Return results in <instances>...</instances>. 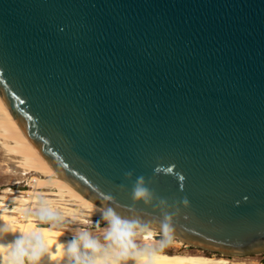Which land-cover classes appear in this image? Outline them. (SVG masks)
Returning a JSON list of instances; mask_svg holds the SVG:
<instances>
[{
	"label": "water",
	"instance_id": "1",
	"mask_svg": "<svg viewBox=\"0 0 264 264\" xmlns=\"http://www.w3.org/2000/svg\"><path fill=\"white\" fill-rule=\"evenodd\" d=\"M0 94L93 201L159 228L143 176L171 234L264 250V0H0Z\"/></svg>",
	"mask_w": 264,
	"mask_h": 264
},
{
	"label": "bare ground",
	"instance_id": "2",
	"mask_svg": "<svg viewBox=\"0 0 264 264\" xmlns=\"http://www.w3.org/2000/svg\"><path fill=\"white\" fill-rule=\"evenodd\" d=\"M0 148L12 161L18 163V166L23 170L22 175L31 174L27 183L28 188L14 189L6 187L0 192V226L7 223L16 229L13 234L0 235V246H3L0 248V264H4L5 260L11 259L12 254L7 252L6 248L7 242L13 238V235L19 234L21 225L27 227L30 221L26 217L31 216V209L36 207L38 202L43 201L42 206L51 207L53 211H56L57 208H54L53 203H58V207L60 204L68 213L77 212L88 217H100L102 210L106 208L76 189L60 175L30 139L1 94ZM16 183L19 182L16 181ZM43 195L57 197H45ZM56 199H59L60 202H57ZM46 204H49V206ZM31 223L36 228L47 229L49 233H64L63 236L50 235L48 237L54 242L50 247L52 253H55L57 243L71 239L73 235L54 224L46 225L35 219L31 220ZM143 224L147 225L149 230L154 233L152 238L147 241L143 239V235L147 233L141 237L147 244L148 250L156 252L158 264H254L253 262L234 260L222 253L221 256L206 254L203 250L197 252H167L157 249L155 246L159 242L158 236H161L159 228L150 224ZM177 243L178 246L184 247H188L189 243H192L206 249L211 248L200 243L184 241L182 238ZM45 264H47V257H45ZM53 264H56V262H53ZM59 264H64V261L60 260ZM128 264H132V262L129 261Z\"/></svg>",
	"mask_w": 264,
	"mask_h": 264
},
{
	"label": "clouds",
	"instance_id": "3",
	"mask_svg": "<svg viewBox=\"0 0 264 264\" xmlns=\"http://www.w3.org/2000/svg\"><path fill=\"white\" fill-rule=\"evenodd\" d=\"M131 171L125 173L126 179H131ZM131 199L142 202L146 205L153 204L158 200V206L161 210V220L159 232L161 239L159 241L161 249L167 246L171 239V215L166 211L167 202L161 198L155 197L154 193L148 188L147 182L143 176H137L131 188ZM181 203L187 205L188 201L184 198ZM53 211L45 206H41L34 212L29 219L27 227L20 226L18 235L7 242V252H10L11 259L4 261V264H59L60 260L64 264H158V256L155 251H149L147 244L139 247L134 241L143 234L144 240H150L153 236L147 225L136 219H127L122 217L113 207H106L102 210L99 220L104 222L100 227L97 221L96 229L102 233L101 239L93 236L86 230L76 232L71 239L61 241L56 244V251H50L54 243L48 238L50 235H61L64 233H49L47 229L36 228L31 220L35 219L41 223H47L46 213ZM85 224L88 221H84ZM16 232V229L5 223L0 226V235H8ZM3 246H0L2 248ZM7 254V253H5Z\"/></svg>",
	"mask_w": 264,
	"mask_h": 264
},
{
	"label": "rangeland",
	"instance_id": "4",
	"mask_svg": "<svg viewBox=\"0 0 264 264\" xmlns=\"http://www.w3.org/2000/svg\"><path fill=\"white\" fill-rule=\"evenodd\" d=\"M23 170L18 166V163L15 161H12L8 156L5 155L4 151L0 148V192L2 189L6 187H11L14 189H26L28 188L27 183L31 177V174L28 175H22ZM18 181L19 183L15 182ZM45 196V195H43ZM45 197H57V196H45ZM57 202H60V200L56 199ZM43 201L38 202L37 206L31 209V215L36 212L40 206L43 205ZM56 208V211H51L46 213L47 215V223H43L46 225H55L59 228H63L68 232H71L72 234H75L78 231L86 230L90 232L93 236L99 238L102 240V233L98 232L96 229L97 221H99L100 227H103L104 222L102 220H99V217H88L86 215H82L77 212L68 213L61 207L58 203H53ZM49 206V204H46ZM51 209V207H48ZM67 218V219H66ZM59 220V221H58ZM62 220V221H61ZM64 220V221H63ZM88 221L87 224L84 223V221ZM161 236H158V240L160 241ZM180 240L179 237L176 235L171 234V239L167 243V246L163 247L161 249L160 243H156V248L160 250H164L167 252H197L200 250L205 251L206 254H216L218 256H221V253H217L216 251L212 249H206L203 247H200L199 245H195L192 243H189L190 245L188 247L184 246H178L177 242ZM184 240V239H183ZM185 241V240H184ZM139 247H144L145 242L142 240V237H137L134 241ZM189 250V251H188ZM226 257L232 258L234 260L238 261H245V262H253L254 264H264V250L257 252V253H246L243 255H224Z\"/></svg>",
	"mask_w": 264,
	"mask_h": 264
}]
</instances>
